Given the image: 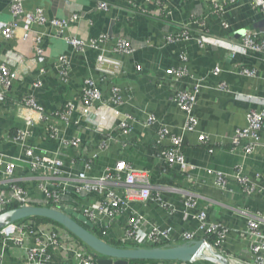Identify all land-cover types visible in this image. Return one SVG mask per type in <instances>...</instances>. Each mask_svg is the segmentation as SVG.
<instances>
[{
  "label": "crops",
  "instance_id": "0c3cea01",
  "mask_svg": "<svg viewBox=\"0 0 264 264\" xmlns=\"http://www.w3.org/2000/svg\"><path fill=\"white\" fill-rule=\"evenodd\" d=\"M10 1L0 0V22L6 24L13 20ZM100 2L106 3L108 9H99ZM215 5L221 11H217ZM36 8L44 11L47 20L66 21L67 27L59 34L49 24H33L28 32L18 29L10 40L0 37V65H6L17 75L8 90L0 85V93H4L0 101V152L10 161H16L20 156L19 145L11 140L18 131L26 128L27 118H35L20 105L22 98L32 96L53 117L52 123L59 129L61 139L67 142L79 140L77 149L82 158L73 161L76 148L59 149L60 142L50 140L41 125L30 130L31 137L26 144L35 148L36 155L62 160L65 173L60 181L64 183L68 180L65 177L74 178L81 172L88 177H97L116 162L124 161L134 168L149 170L153 191L160 192L176 209V214L169 217L152 201L133 202L129 211L115 219L111 230L114 235L122 231L133 211L144 216L150 225L160 229L172 227L175 238L183 231L194 229V220L186 219L182 210L183 198L192 194L198 199L195 213L205 208L211 221L221 222L229 229L224 245L228 255L250 258L248 238L244 234L246 217L239 212L264 218V129L258 132L260 145L247 155L242 148L231 151L230 140L237 130L248 126L249 112L264 113V57L260 54L232 55L229 50L210 43L201 46L197 38L206 34L226 44H238L245 34L262 32V11L251 6L249 0L234 4L222 0H169L164 11L156 5V0L24 1L26 13ZM195 21L203 22L205 28H199ZM188 24L189 42L173 44L165 41L166 35H177L181 27ZM38 34L43 40L42 64L37 62L34 53ZM101 37L108 39L100 44L99 50H77L67 41L69 38L88 42ZM118 38L131 42L132 54L112 52ZM101 49L105 55L120 61L119 73H114L112 67L109 68L111 74L98 70L96 61ZM182 53L187 57V75L177 78L171 72L181 66L179 55ZM62 57H66L70 65L66 81L56 68ZM137 66L141 67L140 71ZM243 69L255 70V77L244 76ZM216 70H219L218 74ZM88 79L94 80L105 100L111 97V85L120 88L122 105L107 102L99 113H87L81 92ZM36 82L40 83L37 88ZM197 82L201 86L193 108L197 127L194 132L184 133L185 116L176 105L174 94L192 88ZM69 102L73 104V110L68 121L54 118V114ZM127 116L132 118L128 121L131 131L125 135L120 124L127 121ZM149 116L154 118V123L146 126ZM162 128L182 136L185 160L193 167L186 174L178 167L169 168L163 161L164 145L157 143ZM200 135L208 138V145L199 142ZM104 140L109 142L102 151ZM251 140L242 143L249 144ZM237 168L251 178L261 176L254 181L260 192L246 196L232 179L226 190L215 185L214 172L232 174ZM14 175L26 187L30 198H41L37 189L41 180L28 167L20 164ZM112 189L120 196L125 191L121 185ZM96 202L95 196L71 191L65 194L61 205L77 212ZM260 225L264 232V221ZM27 245L32 246L33 241ZM53 259L57 263L74 264L73 253L69 251L55 252ZM0 264H28L25 251L21 247L0 244Z\"/></svg>",
  "mask_w": 264,
  "mask_h": 264
},
{
  "label": "built area",
  "instance_id": "2783aa9c",
  "mask_svg": "<svg viewBox=\"0 0 264 264\" xmlns=\"http://www.w3.org/2000/svg\"><path fill=\"white\" fill-rule=\"evenodd\" d=\"M25 0H11L9 4V11L12 16V22L6 24L0 22V37L10 40L18 29L25 32L33 24L43 26L49 24L52 28L56 29L59 34H63L66 30V21L47 20L45 13L41 8H36L30 13L24 10ZM169 0H156V5L161 10H165L166 2ZM242 0H222L226 4L238 3ZM251 6L259 8L264 14V0H249ZM217 11L221 8L214 6ZM98 8L107 10L106 3H98ZM199 28L204 29L203 22H194ZM108 37H101L98 40H90L82 42L77 39H67L69 45L77 50L83 51L84 49H100V44L105 42ZM167 43H186L190 41L189 24L181 27L179 34H168L165 37ZM199 45L210 43L215 47L227 49L232 55H253L260 54L264 57V29L260 33H247L244 35L238 44H226L221 40H215L207 37L206 34H201L197 38ZM101 49V53L97 56V68L100 72L111 74L110 67L114 69V73H119L121 70V63L119 60L105 55ZM112 52L117 55H129L133 52L131 42L126 39L118 38L114 42ZM34 53L36 60L39 64L44 62V48L42 35H37L34 41ZM179 60L182 63L180 67L173 69L172 74L177 78H184L187 75L185 63L187 57L184 53L179 55ZM56 65L59 76L66 81L69 74V62L66 57H62ZM136 69L140 71L141 67L137 66ZM43 72V69L40 70ZM216 74L219 70L215 71ZM242 74L247 77H255L256 71L243 69ZM17 80L16 73L10 71L4 64L0 65V85L6 91L14 81ZM40 86L39 82L35 83V87ZM200 85L197 82L193 84L190 89H181L174 94V101L178 108L185 116V123L183 132H194L197 125V120L193 116V108L196 102V97L199 94ZM111 97L105 100L95 84L94 80L88 79L85 81L84 88L81 92V101L86 108V112L97 111L99 113L107 104L111 102L115 106L122 105L123 100L120 94V88L115 85L110 87ZM4 93H0V101L3 100ZM20 105L26 107L35 118L26 119V128L17 132L12 142L19 145L20 156L17 160H7L6 156L0 152V175L2 176V188H0V214L7 210L10 205L17 204L18 207L22 206H43L54 209H63L61 205L65 194L76 192L83 195H91L97 198V202L90 208H82L77 213L82 214L87 218L103 235L111 232L114 228V222L117 217L129 211V206L133 202L145 204L149 201L155 203L161 210H164L167 215L172 216L176 214V209L163 198L160 192L153 191L155 189L151 183L150 171L147 169H137L127 164L124 161H118L110 168L97 177H88L84 172L73 176L65 177L68 180L60 181L64 178L62 174L63 162L59 158H50L48 156H41L35 154V148L26 144L30 139L31 129L41 125L44 133L50 140L60 142L61 148H76L74 152V159L81 160L82 156L79 152V140L65 141L60 138L59 129L52 123L53 117L45 112L40 107L35 98L30 96L22 98ZM73 110V104L67 103L66 106L54 114V118L68 121ZM130 116H127V121L120 124L123 134L127 135L131 129L129 126ZM248 126L245 129L237 130L231 140V151L239 148L244 150V154H250L259 146L258 132L264 129V113L257 114L251 111L247 114ZM154 123V118L149 116L147 118L146 126H151ZM252 138V140H251ZM110 139V138H108ZM251 140L249 144L242 143L245 140ZM167 143L165 145V141ZM198 140L202 144L208 145V138L200 135ZM105 141V140H104ZM106 142L101 146L104 151L107 147ZM158 145H164L161 152V157L169 168L178 167L180 172L184 174L191 168L183 154V141L182 136L173 135L168 129L162 128L159 133ZM264 148V145H263ZM212 153V150H209ZM83 154V153H82ZM20 164L28 167L34 176L41 180L37 186L41 198H30L28 190L14 175L15 170ZM261 176L249 177L243 173L241 168H237L232 174H224L222 172H214V183L221 189L226 190L229 179L236 181L243 193L246 196L260 192L256 186L255 180ZM124 187V194L118 195L113 189L117 186ZM182 210L184 216L194 220L196 227L192 230H186L179 233L175 238L174 229L167 227L160 229L157 226L150 225L144 216L137 211H133L123 226L119 234H115L117 240L123 244H130L136 247H156L157 245L167 244L174 245L180 243H187L193 241H202L210 245L214 251L225 257L229 264H264V232L261 229V223L264 218L261 216L254 217L250 213L241 211L246 217V234L248 238V255L250 258L240 259L233 255H228L224 245L229 235V229L221 222H213L209 219L208 212L205 208L197 211L198 199L195 195L186 194L182 201ZM76 212V211H75ZM106 219V221H105ZM104 222H103V221ZM212 239V242L210 240ZM33 241L32 246H28L29 241ZM65 242L70 243L67 244ZM180 242V243H179ZM0 244L3 247L13 245L21 247L25 251V258L28 264H67L65 261L59 263L55 262L53 256L55 252L66 251L73 253L74 264H97L95 256L88 252L83 246L79 244L72 236L66 231L59 228L53 229L49 225H39L34 229V223L26 222L22 224H11L6 226L0 231ZM72 245V246H71ZM176 264V263H169Z\"/></svg>",
  "mask_w": 264,
  "mask_h": 264
},
{
  "label": "water",
  "instance_id": "95a60500",
  "mask_svg": "<svg viewBox=\"0 0 264 264\" xmlns=\"http://www.w3.org/2000/svg\"><path fill=\"white\" fill-rule=\"evenodd\" d=\"M29 218L47 219L64 228L94 253L97 264H130L135 261L179 262L182 264L208 261L212 264H229L225 257L202 241L164 247L119 248L111 246L89 230L93 224L87 218L68 208L22 206L8 209L0 214V231L8 225Z\"/></svg>",
  "mask_w": 264,
  "mask_h": 264
},
{
  "label": "trees",
  "instance_id": "16d2710c",
  "mask_svg": "<svg viewBox=\"0 0 264 264\" xmlns=\"http://www.w3.org/2000/svg\"><path fill=\"white\" fill-rule=\"evenodd\" d=\"M36 206H38V205H36ZM16 207H18V205L17 204H13V205H10L7 208V210L8 209H12V208H16ZM26 222H32V223H34V229L36 228V226H39V225H49L53 229L59 228L61 230H64V228H62L58 224H56V223H54V222H52L50 220L42 219V218H29V219H26V220L18 221L15 224L19 225V224L26 223ZM89 230L94 235H96L97 237H99L100 239H102L103 241H105L106 243H108L111 246L119 247V248H134V247H136V246L130 245V244H128V245L127 244H123L122 242H120L119 240H117V238L115 237L114 233H112V231L111 232L109 231V232H107L106 235H103L94 225H93L92 228H89ZM64 231H66V230H64ZM68 234L70 236H72L77 242H79L73 235H71L70 233H68ZM210 242H212V239L210 240ZM79 244L81 246H83L88 252H90L94 256V253L89 248H87L81 242H79ZM164 246H167V244L157 245L156 247H164ZM169 263L182 264V263H179V262H168V263L166 262V263H161V262H148V261H135V262H131L130 264H169ZM192 264H212V263H210L208 261H196L195 263H192Z\"/></svg>",
  "mask_w": 264,
  "mask_h": 264
}]
</instances>
